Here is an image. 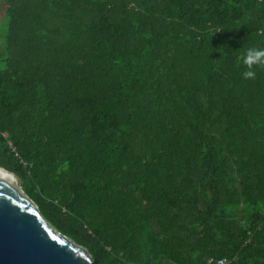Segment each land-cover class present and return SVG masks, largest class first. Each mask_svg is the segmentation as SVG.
<instances>
[{"label":"trees","instance_id":"16d2710c","mask_svg":"<svg viewBox=\"0 0 264 264\" xmlns=\"http://www.w3.org/2000/svg\"><path fill=\"white\" fill-rule=\"evenodd\" d=\"M3 1L0 169L52 227L93 264H264V0Z\"/></svg>","mask_w":264,"mask_h":264},{"label":"water","instance_id":"95a60500","mask_svg":"<svg viewBox=\"0 0 264 264\" xmlns=\"http://www.w3.org/2000/svg\"><path fill=\"white\" fill-rule=\"evenodd\" d=\"M0 264H93V260L84 247L52 227L22 189L0 178Z\"/></svg>","mask_w":264,"mask_h":264},{"label":"clouds","instance_id":"9594fccd","mask_svg":"<svg viewBox=\"0 0 264 264\" xmlns=\"http://www.w3.org/2000/svg\"><path fill=\"white\" fill-rule=\"evenodd\" d=\"M217 32H221V31H217ZM242 64L245 67V71L242 73L243 78L255 79L256 77L255 69L260 68L264 70V49L248 48L243 54Z\"/></svg>","mask_w":264,"mask_h":264},{"label":"rangeland","instance_id":"374dc122","mask_svg":"<svg viewBox=\"0 0 264 264\" xmlns=\"http://www.w3.org/2000/svg\"><path fill=\"white\" fill-rule=\"evenodd\" d=\"M5 8H6V4L4 3L3 0H0V54L5 50V35L7 32V21L4 18ZM4 69H5L4 63L0 62V70H4ZM13 177H15V176H13ZM15 178H16V182L21 187L19 179L17 177H15Z\"/></svg>","mask_w":264,"mask_h":264},{"label":"bare ground","instance_id":"6f19581e","mask_svg":"<svg viewBox=\"0 0 264 264\" xmlns=\"http://www.w3.org/2000/svg\"><path fill=\"white\" fill-rule=\"evenodd\" d=\"M0 178L5 180V181H9L12 184H14L16 187H18L19 191H21L20 186L18 185V183L16 182V178L13 177L12 175L6 173L5 171L0 169Z\"/></svg>","mask_w":264,"mask_h":264},{"label":"built area","instance_id":"2783aa9c","mask_svg":"<svg viewBox=\"0 0 264 264\" xmlns=\"http://www.w3.org/2000/svg\"><path fill=\"white\" fill-rule=\"evenodd\" d=\"M230 260L228 258H221L218 260L211 259L209 260V264H230Z\"/></svg>","mask_w":264,"mask_h":264}]
</instances>
